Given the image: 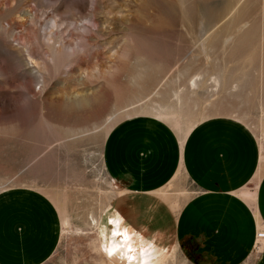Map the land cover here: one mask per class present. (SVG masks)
I'll list each match as a JSON object with an SVG mask.
<instances>
[{
  "label": "rangeland",
  "instance_id": "1",
  "mask_svg": "<svg viewBox=\"0 0 264 264\" xmlns=\"http://www.w3.org/2000/svg\"><path fill=\"white\" fill-rule=\"evenodd\" d=\"M193 1L0 0V190L31 187L56 204L62 236L45 264H108L124 229L149 263L192 264L162 235L169 215L154 197L121 190L105 172L104 141L121 120L155 116L184 133L230 115L264 155V0H210L204 36L205 19L186 15ZM97 93L105 105L90 115L81 100Z\"/></svg>",
  "mask_w": 264,
  "mask_h": 264
},
{
  "label": "crops",
  "instance_id": "2",
  "mask_svg": "<svg viewBox=\"0 0 264 264\" xmlns=\"http://www.w3.org/2000/svg\"><path fill=\"white\" fill-rule=\"evenodd\" d=\"M261 150L252 129L230 115L204 118L184 133L139 115L111 128L102 157L121 190L152 195L168 213L162 235L192 264H264ZM181 179L191 191L179 187ZM168 185L175 191L164 195L179 198L175 210L161 191ZM61 220L54 201L38 189L0 190V264H45L60 244Z\"/></svg>",
  "mask_w": 264,
  "mask_h": 264
},
{
  "label": "bare ground",
  "instance_id": "3",
  "mask_svg": "<svg viewBox=\"0 0 264 264\" xmlns=\"http://www.w3.org/2000/svg\"><path fill=\"white\" fill-rule=\"evenodd\" d=\"M197 9L196 12H194V9ZM199 10V11H198ZM190 15L188 17H192V18H204L206 23L204 24V27L200 30V35L204 36L210 29L211 27H213V23L211 20H213L216 12L212 9V3L210 2V0H194L190 6H189V11L187 12L186 15ZM207 18V20H206ZM191 22L196 21L197 19H188ZM98 24V23H97ZM96 24V26H97ZM231 25V24H229ZM95 26V27H96ZM98 27V26H97ZM60 30V29H59ZM222 32L217 31L214 32V34H212V38L210 40L211 41H219V38L221 37ZM71 39H66L65 42L66 43H71ZM203 48L206 50L207 48L203 46ZM96 70V69H94ZM93 70V71H94ZM103 93H97L95 94L94 98L89 101L87 100H81V103H88L90 105V111L89 114L90 115H97L100 111H102V109L104 108V102H105V97H103ZM251 198H254L253 195L249 194L248 195ZM93 223L95 225V227L98 226V221L96 219H94L93 217H91ZM132 231L130 229H124L121 230L118 233V241H119V248H115L113 246H111L108 250V254L112 253L111 255L109 254L108 256V264H166L167 263V259L164 261H158L155 260L153 263H149L150 259L149 258V254L150 251H145V250H139L138 247L135 248L136 243L132 241L131 236L129 235V233H131ZM137 234H141V233H146L144 230L142 231H138V232H134ZM260 237V236H259ZM135 238V237H134ZM260 242V243H259ZM258 242V246H261L264 244V240L261 241L259 240ZM140 243V242H138ZM137 246H140L137 244ZM141 247V246H140ZM137 250V252H135V250ZM139 250V251H138ZM134 251V252H132ZM174 250H172L171 252L173 253ZM105 263V262H104Z\"/></svg>",
  "mask_w": 264,
  "mask_h": 264
},
{
  "label": "snow or ice",
  "instance_id": "4",
  "mask_svg": "<svg viewBox=\"0 0 264 264\" xmlns=\"http://www.w3.org/2000/svg\"><path fill=\"white\" fill-rule=\"evenodd\" d=\"M110 255L112 254V253H109Z\"/></svg>",
  "mask_w": 264,
  "mask_h": 264
}]
</instances>
